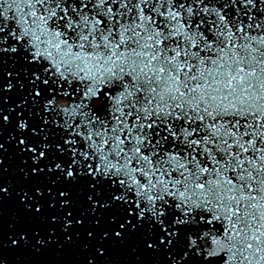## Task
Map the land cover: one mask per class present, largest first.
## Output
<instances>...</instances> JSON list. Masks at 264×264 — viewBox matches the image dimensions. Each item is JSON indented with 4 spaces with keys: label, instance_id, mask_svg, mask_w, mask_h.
Segmentation results:
<instances>
[{
    "label": "snow or ice",
    "instance_id": "obj_1",
    "mask_svg": "<svg viewBox=\"0 0 264 264\" xmlns=\"http://www.w3.org/2000/svg\"><path fill=\"white\" fill-rule=\"evenodd\" d=\"M0 264H264V0H0Z\"/></svg>",
    "mask_w": 264,
    "mask_h": 264
}]
</instances>
